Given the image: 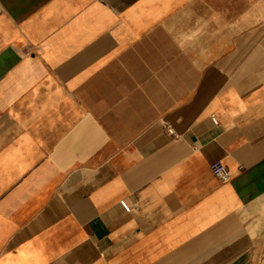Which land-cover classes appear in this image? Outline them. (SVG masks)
<instances>
[{"label": "crops", "instance_id": "crops-1", "mask_svg": "<svg viewBox=\"0 0 264 264\" xmlns=\"http://www.w3.org/2000/svg\"><path fill=\"white\" fill-rule=\"evenodd\" d=\"M0 264H264V0H0Z\"/></svg>", "mask_w": 264, "mask_h": 264}, {"label": "built area", "instance_id": "built-area-1", "mask_svg": "<svg viewBox=\"0 0 264 264\" xmlns=\"http://www.w3.org/2000/svg\"><path fill=\"white\" fill-rule=\"evenodd\" d=\"M214 123L217 125L218 124V119L216 116L212 117ZM168 131L170 133H173V130L171 127H167ZM212 171L215 172V174L222 180V181H228L231 178V173L225 167V165L218 160V162H215L212 164ZM121 205L122 207L127 211L131 212L132 211V206L129 204V202L126 199L121 200Z\"/></svg>", "mask_w": 264, "mask_h": 264}]
</instances>
